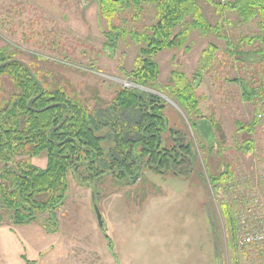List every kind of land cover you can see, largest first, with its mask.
<instances>
[{
	"label": "rangeland",
	"instance_id": "374dc122",
	"mask_svg": "<svg viewBox=\"0 0 264 264\" xmlns=\"http://www.w3.org/2000/svg\"><path fill=\"white\" fill-rule=\"evenodd\" d=\"M101 1L0 0V45H16L20 60L37 65L49 81L73 85L83 97L96 93L109 100L118 86L162 97L172 123L193 138L194 165L175 176L140 171L129 183L107 176L87 184L70 177L54 224L46 215L26 225L3 219L0 264H264V239L255 240L258 233L264 235L263 101L243 95L246 83L258 86L264 62L254 52L230 55L233 48L223 38L195 30L188 49H167L153 58L159 70L154 85L131 83L127 75L141 44L130 32H141L155 21L154 5H142L138 17L122 6L108 22L100 15ZM201 6L210 23L227 20L220 32L232 44L258 33L255 21L244 22L228 11L219 16L209 2ZM112 27L126 32L115 48L106 46ZM210 45L215 51L206 61ZM262 47L255 41L238 50ZM170 78L199 83L195 93L203 118L197 131L167 94ZM250 140L252 148L244 150ZM31 162L43 167L46 154ZM229 165L233 180L215 189L209 176ZM247 236L253 240L246 242Z\"/></svg>",
	"mask_w": 264,
	"mask_h": 264
},
{
	"label": "trees",
	"instance_id": "16d2710c",
	"mask_svg": "<svg viewBox=\"0 0 264 264\" xmlns=\"http://www.w3.org/2000/svg\"><path fill=\"white\" fill-rule=\"evenodd\" d=\"M204 2L211 3L219 16L228 11L244 22L255 21L258 33L232 44L220 32L227 20L210 23L201 6ZM144 4L154 5L155 21L141 32H130L132 40L141 44L127 75L131 83L154 85L159 70L153 58L167 49H188L195 30L223 38L233 48L230 55L254 52L264 62V0H102L99 10L110 22L122 6L131 7L138 17ZM112 30L106 35V46L115 48L126 32ZM255 41L263 47L247 53L238 50L240 45ZM209 48L204 51L206 61L215 51L213 45ZM19 52L12 43L0 45V223L6 217L14 225H26L46 215L45 220L54 224L70 177L87 184L107 176L129 183L140 171L173 176L191 171L193 138L188 130L181 131L182 125L180 130L172 123L165 99L125 86H118L109 100L96 93L83 97L73 85L56 78L49 81L37 65L20 60ZM260 67L263 72L258 86L246 83L243 95L263 101L264 111V63ZM169 83L172 86H165L167 94L184 113L191 130L197 131L196 123L203 118L198 110L200 97L195 93L199 83L176 78H170ZM242 147L250 150L252 141ZM41 152L46 154V163L38 167L31 160ZM233 178L229 165L218 176H209V182L216 189V184H227ZM223 210L233 226L229 206L223 205Z\"/></svg>",
	"mask_w": 264,
	"mask_h": 264
},
{
	"label": "built area",
	"instance_id": "2783aa9c",
	"mask_svg": "<svg viewBox=\"0 0 264 264\" xmlns=\"http://www.w3.org/2000/svg\"><path fill=\"white\" fill-rule=\"evenodd\" d=\"M263 176H264V172H263ZM263 239H264V235L262 233H258L257 235H255L256 241H261ZM245 240H246V242H251L253 240V237L247 236Z\"/></svg>",
	"mask_w": 264,
	"mask_h": 264
},
{
	"label": "water",
	"instance_id": "95a60500",
	"mask_svg": "<svg viewBox=\"0 0 264 264\" xmlns=\"http://www.w3.org/2000/svg\"><path fill=\"white\" fill-rule=\"evenodd\" d=\"M114 1H117V0H114ZM97 219H98V223H99V225H101V220H100V215H97Z\"/></svg>",
	"mask_w": 264,
	"mask_h": 264
}]
</instances>
